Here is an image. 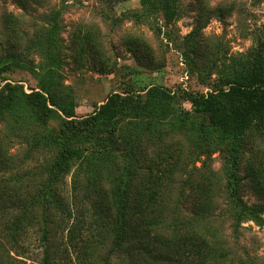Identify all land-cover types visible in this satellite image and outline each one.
I'll return each mask as SVG.
<instances>
[{
	"label": "trees",
	"instance_id": "16d2710c",
	"mask_svg": "<svg viewBox=\"0 0 264 264\" xmlns=\"http://www.w3.org/2000/svg\"><path fill=\"white\" fill-rule=\"evenodd\" d=\"M139 5L142 14L131 17L143 22L178 9L179 0ZM59 19V11L51 12L27 49L4 52L0 61V74L17 67L41 78L38 91L29 94L10 84L0 89V264H244L232 257L215 222H227L235 240L245 223L264 227V179L249 163L248 186L257 196L249 206L238 176L245 140L259 139L264 130V36L254 35V46L243 54L208 51L200 77L210 79L213 69L216 77L203 81L210 89L205 94L177 96L161 87L112 94L91 115L77 118L73 94L58 82ZM207 22L182 38L186 65L201 56L198 39ZM97 46L92 35L78 38L77 60ZM29 53L40 63L32 65ZM51 119L61 123L55 132ZM16 141L50 152V158L39 171L20 175L8 153ZM213 152L223 155L226 208L215 214L219 181L207 175L195 183L190 173L183 185L196 190L185 195L179 188L168 211L175 174ZM34 243L38 261L28 259Z\"/></svg>",
	"mask_w": 264,
	"mask_h": 264
},
{
	"label": "rangeland",
	"instance_id": "374dc122",
	"mask_svg": "<svg viewBox=\"0 0 264 264\" xmlns=\"http://www.w3.org/2000/svg\"><path fill=\"white\" fill-rule=\"evenodd\" d=\"M110 2L0 0V61L4 52H21L27 49L34 34L47 27L45 18L51 12L59 11L61 67L58 73L61 78L58 82L73 94L76 102L75 116L84 118L91 115L112 94L141 93L151 87H161L177 96L182 92L205 94L210 89L202 84L203 81L211 83L216 77L215 69L212 70L210 79L206 80L207 74L200 77L199 65L207 64L208 51L219 47L228 56L243 54L254 46V35L259 33L264 36V2L255 0H179L178 9L157 12L143 22H137L131 17L143 12L139 0ZM205 19H208L207 25L198 39L201 56L195 58V64L186 65L181 53L182 38ZM152 28H158L160 33ZM85 34L92 35L98 46L93 50L87 49L82 62H79L76 43ZM26 57L34 66L41 61L33 53ZM40 80L35 72L11 67L0 74V89L5 84H10L29 94L33 90L38 91ZM178 104L183 110L192 111L190 104ZM48 125L55 132L61 123L57 119H51ZM35 151L31 150L28 143L17 141L8 148L11 163L18 167L16 171L20 175L39 171L50 158V152L39 149ZM252 162L264 179V130L259 139L245 140L239 165L241 196L249 206L257 204V196L249 188L250 179L246 174V167ZM222 165L223 155L213 152L200 157L194 164H188L181 174H175L168 211L175 208L173 201L178 196L179 188L185 195L196 190H188L183 185L188 174L193 173L195 183L207 175L219 181L220 192H216L215 203V214L218 216L226 208L222 194ZM168 175L165 172L162 180L166 181ZM19 181H22V176ZM70 183L71 177L68 176L63 186L67 193L71 188ZM218 224L236 262L264 264V227L245 223L235 240L227 222L223 223L216 218L215 225ZM36 245L34 243L30 249V260H40L41 251Z\"/></svg>",
	"mask_w": 264,
	"mask_h": 264
}]
</instances>
